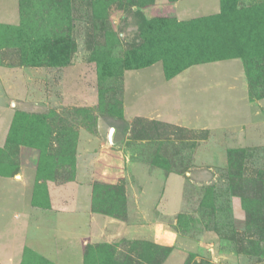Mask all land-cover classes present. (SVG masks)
<instances>
[{
    "label": "rangeland",
    "instance_id": "1",
    "mask_svg": "<svg viewBox=\"0 0 264 264\" xmlns=\"http://www.w3.org/2000/svg\"><path fill=\"white\" fill-rule=\"evenodd\" d=\"M175 1L58 0L54 6L52 0H33L20 12L19 0H0V14L11 9L19 14L10 24L0 16V68L17 71L11 84L19 93L10 101L14 114L0 146V176L34 180V201L41 202L44 183L73 180L78 157L88 164L85 153L98 152L91 209L111 208V217L124 219L125 209L110 194L123 183L128 156L160 169L163 177L183 176L179 212L158 218L191 245L185 264H264V144L233 148L232 167L228 156L227 164L210 157L197 165L196 148L214 136L215 151L218 139H227L224 131L124 117L126 71L154 62H162L170 75L194 63L236 57L250 98L264 92V0H221L217 14L189 23L175 20ZM22 21L31 25L28 40L16 41L13 29ZM38 35L45 38H32ZM70 67L77 71L67 73ZM133 81L137 91L140 81ZM2 93L0 100L9 101ZM107 199L111 203H100ZM121 242L114 261L107 249L83 245L87 264L120 263L130 255L127 241L114 244ZM176 244L168 234L158 243L134 246L131 256L158 263ZM46 263L54 264L26 248L19 264Z\"/></svg>",
    "mask_w": 264,
    "mask_h": 264
},
{
    "label": "crops",
    "instance_id": "2",
    "mask_svg": "<svg viewBox=\"0 0 264 264\" xmlns=\"http://www.w3.org/2000/svg\"><path fill=\"white\" fill-rule=\"evenodd\" d=\"M220 1L177 0L173 3L175 20L189 23L211 17L220 11ZM14 10L4 11L1 18L8 24L17 23L19 14ZM31 68L38 67H28ZM66 69L67 73L77 71V67ZM16 72L0 68V89L9 99L0 100L3 112L0 110V146L5 143L14 114L10 101L19 95L16 86L11 84ZM135 78L140 81L137 91ZM124 79L127 85L123 93L124 117L189 130L224 131L227 139H218L215 151L210 149L214 136L196 148L194 163L197 165L213 158L215 163L227 164V150L264 144V97L250 98L239 58L202 61L170 75L165 73L162 62H154L126 71ZM74 87L73 94L77 93L76 85ZM63 96L67 103L68 92ZM98 154L85 153L90 155L88 164H81L78 157L73 180L44 183L41 202L34 201V180L22 175L19 178L0 176V264H19L26 248L54 264H84L85 244L158 243L168 234L176 237L177 244L161 264H185L191 245L178 237L170 223L158 218V215L171 216L179 212L183 176L163 177L160 169L150 170L145 163L124 156V219L95 213L91 201L94 161Z\"/></svg>",
    "mask_w": 264,
    "mask_h": 264
},
{
    "label": "trees",
    "instance_id": "3",
    "mask_svg": "<svg viewBox=\"0 0 264 264\" xmlns=\"http://www.w3.org/2000/svg\"><path fill=\"white\" fill-rule=\"evenodd\" d=\"M40 1H42V3L41 4H44V3H46V2H48V1H51V0H40ZM52 2H53V4H54V6L55 5H57L58 4V6H59V3H58V0H52ZM61 3V2H60ZM33 4V0H19V2H18V7H19V9H20V12L21 11H23V9H25V8H27V7H29V6H31ZM61 5V4H60ZM61 20V19H60ZM25 22H27V21H22V24L21 25H19L17 28H15V29H13V34H12V36H13V38L16 40V41H19V40H21V39H26V40H28L27 38H28V36L29 35H27L26 34V32L28 31V29H29V27L31 26L30 24H26ZM26 26V27H25ZM32 38H34V39H36V40H38V41H41V40H43L44 38H45V36H41V35H38V36H33ZM262 97H264V92L262 93V94H259L258 96H256V99H260V98H262ZM237 153V150H233V149H231V150H228V152H227V156H228V161H229V166L230 167H232V163H231V160H232V158H233V155L234 154H236ZM229 171V170H228ZM123 174V173H122ZM122 176V175H121ZM98 187H101L102 188V186H98ZM97 188V186L94 184V186H93V197H92V200L94 199V197H95V189ZM112 191L113 192H111V194L110 195H112V198H113V200H115V202H117V204H120L122 207H123V209H125V198H124V190H123V186L121 185V182H120V184L118 183V184H115V185H113L112 186ZM235 191V187H234V189H233V192ZM237 192V191H236ZM111 199H107V200H102V202H100L101 204L102 203H106V202H108V203H111ZM206 205H208L207 207H212V204L211 203H205ZM92 205H93V203H92ZM92 211L93 212H97V213H102V214H105V215H108V216H114L112 213H113V211L111 210V208L110 209H105V208H101V207H94V205L92 206ZM145 242V241H144ZM125 243H127V245L130 247V250L128 251V253L130 254L129 256H127V257H125L124 259H122L121 261H120V263H118V264H161L165 259H166V257L168 256V254H169V252H170V249H168L165 253H164V255H163V257H162V259H161V261L160 262H158V263H152L151 261L149 262V261H146L147 259H143L141 256H131V254L136 250L135 248H134V246H138V245H144V246H146V245H148L149 244V242H145V243H141V242H139V241H133V242H125ZM125 244L124 243H122L121 242V245H116V244H113V245H111V244H97V247H98V249H107V251H108V253H109V257H110V259H112V261H114V256H115V252H116V250L117 249H115V248H123L122 246H124ZM120 246V247H119ZM133 246V248H131ZM154 247V246H153ZM111 261V260H110ZM47 264V263H46ZM84 264H87V260H86V258H85V256H84Z\"/></svg>",
    "mask_w": 264,
    "mask_h": 264
}]
</instances>
